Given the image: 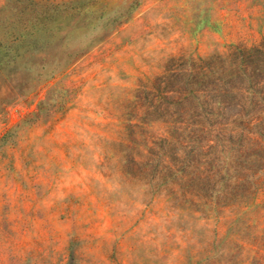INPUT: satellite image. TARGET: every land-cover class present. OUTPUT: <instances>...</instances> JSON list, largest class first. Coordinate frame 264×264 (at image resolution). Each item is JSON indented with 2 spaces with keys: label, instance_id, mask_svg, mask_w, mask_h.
<instances>
[{
  "label": "rangeland",
  "instance_id": "obj_1",
  "mask_svg": "<svg viewBox=\"0 0 264 264\" xmlns=\"http://www.w3.org/2000/svg\"><path fill=\"white\" fill-rule=\"evenodd\" d=\"M0 63V264H264V0H0Z\"/></svg>",
  "mask_w": 264,
  "mask_h": 264
},
{
  "label": "trees",
  "instance_id": "obj_2",
  "mask_svg": "<svg viewBox=\"0 0 264 264\" xmlns=\"http://www.w3.org/2000/svg\"><path fill=\"white\" fill-rule=\"evenodd\" d=\"M24 28H25V26H24ZM18 36H19L18 34H13V36H12L13 38H12V39H14V40H15V39H17V38H18ZM0 64H1V63H0Z\"/></svg>",
  "mask_w": 264,
  "mask_h": 264
}]
</instances>
